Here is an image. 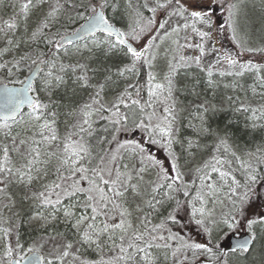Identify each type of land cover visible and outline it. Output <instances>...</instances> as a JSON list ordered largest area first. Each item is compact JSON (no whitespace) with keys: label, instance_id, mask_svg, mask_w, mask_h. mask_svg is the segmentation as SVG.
<instances>
[{"label":"snow or ice","instance_id":"snow-or-ice-1","mask_svg":"<svg viewBox=\"0 0 264 264\" xmlns=\"http://www.w3.org/2000/svg\"><path fill=\"white\" fill-rule=\"evenodd\" d=\"M258 6L0 0V264H264Z\"/></svg>","mask_w":264,"mask_h":264},{"label":"trees","instance_id":"trees-1","mask_svg":"<svg viewBox=\"0 0 264 264\" xmlns=\"http://www.w3.org/2000/svg\"><path fill=\"white\" fill-rule=\"evenodd\" d=\"M257 7L252 11L251 15L253 20H255L257 23H259L261 15H260V9H259V0H255ZM249 7L251 8V0H249Z\"/></svg>","mask_w":264,"mask_h":264},{"label":"flooded vegetation","instance_id":"flooded-vegetation-1","mask_svg":"<svg viewBox=\"0 0 264 264\" xmlns=\"http://www.w3.org/2000/svg\"><path fill=\"white\" fill-rule=\"evenodd\" d=\"M222 244L225 247V249L227 250L228 249V245H229L228 240H222Z\"/></svg>","mask_w":264,"mask_h":264},{"label":"water","instance_id":"water-1","mask_svg":"<svg viewBox=\"0 0 264 264\" xmlns=\"http://www.w3.org/2000/svg\"><path fill=\"white\" fill-rule=\"evenodd\" d=\"M234 242H235L234 240H230L229 244H230V243H234Z\"/></svg>","mask_w":264,"mask_h":264},{"label":"rangeland","instance_id":"rangeland-1","mask_svg":"<svg viewBox=\"0 0 264 264\" xmlns=\"http://www.w3.org/2000/svg\"><path fill=\"white\" fill-rule=\"evenodd\" d=\"M224 43H225V45H227L228 42L227 41H224Z\"/></svg>","mask_w":264,"mask_h":264}]
</instances>
